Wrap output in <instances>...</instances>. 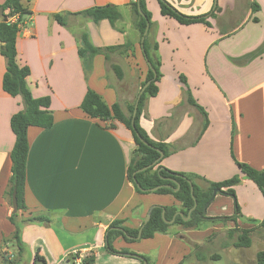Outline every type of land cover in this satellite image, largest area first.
<instances>
[{"label":"crops","instance_id":"1","mask_svg":"<svg viewBox=\"0 0 264 264\" xmlns=\"http://www.w3.org/2000/svg\"><path fill=\"white\" fill-rule=\"evenodd\" d=\"M167 1L187 16L210 14L216 5L219 11L208 18L211 27L182 25L161 14L158 0H146L152 14L147 37L150 45L158 44L152 57L161 62L162 78L157 96L146 100L140 123L152 140L167 144L171 151L161 165L192 174L203 190L210 183L243 176L237 161L264 169V0ZM132 2L24 0L32 14L17 40L19 62L31 70L28 86L33 95L51 98L55 122L49 129L28 130L27 211H20L17 218L23 226L19 247L10 220L16 213L9 195L15 145L10 122L24 105L20 96L12 97L3 89L7 63L0 52V264L5 257L17 264L13 246L18 247L22 264H43L42 259L46 264H71L70 257L77 253L79 260L93 254L95 264H142L135 257L106 252L109 225L124 220L125 226L138 229L153 206L181 208L172 195L137 193L128 179L137 147L132 132L118 121L110 128L80 108L89 88L126 113L136 103L149 65L134 25ZM107 5L121 12L114 25L79 14ZM56 15L63 17L64 24ZM84 36L98 48L132 43L134 52L111 54L109 61L97 55L88 71L79 55ZM113 65L120 67L122 79ZM187 88L207 114L206 129L203 112L188 102ZM234 190L241 209L238 228L260 229L263 194L244 177ZM234 212V199L216 194L206 215L221 218ZM33 216L48 217L50 223H24ZM235 227L232 221L205 222L199 229L172 225L168 233L152 239L134 243L118 239L115 248L146 256L152 264H204L209 258L200 251L207 240ZM194 244L200 245L201 260L193 253ZM220 245L231 249L226 242ZM233 248L246 256L248 248ZM37 256L42 259L37 261Z\"/></svg>","mask_w":264,"mask_h":264},{"label":"trees","instance_id":"2","mask_svg":"<svg viewBox=\"0 0 264 264\" xmlns=\"http://www.w3.org/2000/svg\"><path fill=\"white\" fill-rule=\"evenodd\" d=\"M161 14L166 17H171L177 20L182 25H191L195 23H202L211 27L208 21L209 17H213L215 12L219 11L218 5L210 14L203 16H187L176 9L167 0H158ZM135 16L134 25L139 32L141 41L146 31L147 25L152 26V14L148 10L146 0H140L141 13L139 11L138 0H133L130 4ZM257 6L252 5V9L257 11ZM31 11L24 4V0H5L0 6V52L5 58L7 67L3 77V89L12 97L20 96L23 100L24 109L11 118V129L15 135V145L11 153V178L9 195L12 201L14 192L17 194L18 211L13 213L10 217L11 222L16 227L14 239L19 247L22 245L21 233L23 226L18 223L17 218L19 212L27 211L25 203V188L27 179V160L29 156V141L28 130L30 127L40 129H49L54 125V115L51 109V98L49 96L36 98L28 86V78L31 75V70L28 66L22 65L19 62V53L17 50V40L26 24V19L31 16ZM80 15L91 18L94 22L99 23L103 20L109 21L114 25L122 18L118 7L114 5H107L95 7L85 10ZM17 20L12 21V18ZM55 18L64 24V19L61 15H56ZM84 45L79 48V55L83 60L85 68L90 71L92 68L93 59L97 55H103L106 61L110 60L111 54H127L134 52V45L127 43L119 46H110L98 48L91 45L87 36L83 37ZM143 54L148 63V73L146 80L142 83L143 88L149 81L152 83L147 87L145 93L139 101L138 112L135 117V124L133 126L132 120L134 118L135 103L128 107L127 113L123 111L119 104L109 106L103 97L92 89H88L87 93L81 103L80 108L91 119H98L102 122L108 123L110 128L114 127L113 122L118 121L124 124L133 134L136 143V149L133 152L131 162L128 168V179L135 187L139 194H160L172 195L181 203V208L177 207H163L153 206L151 211L150 221L143 227L141 238L138 239L140 228L132 229L124 225V220L113 221L106 231L105 250L111 255H127L141 260L142 264H150V260L146 256H141L135 253H130L126 250H117L115 242L118 239H123L127 243H134L141 240L152 239L156 234H166L172 225H181L188 229H199L205 222L218 223L232 221L236 227L228 231V236L233 238L235 233H239L237 240L233 242V247L237 249L250 248L252 245V233L255 229H239L237 221L241 218V209L237 201L236 192L234 188L240 184L242 178L252 181L261 191L264 196V169L256 170L251 166L236 162L241 174L236 175L228 180L219 183H210L206 190L201 189L193 180L192 174L175 172L169 170L161 165L163 159L170 155L167 144L162 142H155L151 139L146 130L141 126L140 120L145 111V103L147 98L157 96L159 92L158 83L162 78L161 62L158 58L152 57V51H158V44L150 45L148 37L143 43ZM113 70L116 72L119 79H122L123 74L119 66L113 65ZM156 74V75H155ZM183 85L187 86V81L184 76L180 77ZM188 102L196 106L203 112L205 117L204 129L208 126L207 114L202 107L197 105L193 99L190 89L187 88ZM164 156L161 158V153ZM156 163L155 166H152ZM150 167L149 169L138 172L139 170ZM176 181L177 183H174ZM191 181L194 186V197L192 196ZM166 185H171L173 188H168ZM178 185L180 187H178ZM158 188L156 191H153ZM217 194H224L232 197L235 203L234 215L221 218H208L204 211L207 205L209 206L214 199V192ZM195 200L198 203L197 208L191 213L189 220H184L189 215V212L195 205ZM183 213L181 217L178 213ZM165 213V217H163ZM175 218L173 224L167 223ZM24 223H50V219L44 216H33L24 220ZM264 232V219L259 222V226ZM200 245L194 244L193 253L200 256L198 250ZM80 257L77 253L70 257V263L76 264V260ZM42 258H36L40 261ZM4 264H14V261H8L7 257L3 259ZM43 264L46 262L42 259ZM82 264H95L96 258L93 254L83 256L81 258ZM257 264H264V250L257 253Z\"/></svg>","mask_w":264,"mask_h":264},{"label":"rangeland","instance_id":"3","mask_svg":"<svg viewBox=\"0 0 264 264\" xmlns=\"http://www.w3.org/2000/svg\"><path fill=\"white\" fill-rule=\"evenodd\" d=\"M103 56V55H99ZM106 61V60H105ZM92 62V68L93 69ZM223 207H227L226 204H223ZM146 219V218H145ZM239 233H235L234 237L231 238L228 236V233L225 232L223 234L212 235L206 242L205 248L203 251H200V255L207 256L209 259L204 264H243L249 262L250 264H257V253L259 251L264 250V232L261 229H255L252 233V245L246 251V256L244 257L240 254L239 251L233 248V242L237 240V236ZM221 242H226L229 250L223 249L221 247ZM245 249V248H242ZM12 251L15 253L17 264H22L21 255L19 253L18 247L13 246ZM127 251V250H126ZM199 254V253H198ZM216 256H220V260H216ZM150 264L151 261H150ZM248 264V263H246Z\"/></svg>","mask_w":264,"mask_h":264},{"label":"water","instance_id":"4","mask_svg":"<svg viewBox=\"0 0 264 264\" xmlns=\"http://www.w3.org/2000/svg\"><path fill=\"white\" fill-rule=\"evenodd\" d=\"M138 5H139V11H140V13H141L140 0H138ZM149 29H150V25L148 24V25H147V28H146V31H145V33H144V36L142 37V41H141L142 46H143V43H144V41H145V39H146V36L148 35ZM155 75H156V74H155ZM152 81H153V80L149 81V82H148V83H147V84H146V85L140 90V92H139V94H138V97H137V100H136V103H135V107H134V114H133L134 118H133V120H132L133 126H134V124H135V117H136V114H137V112H138V108H139V101H140L142 95L145 93V90L147 89V87L152 83ZM159 152L161 153V158H163L164 153L161 152V151H159ZM155 165H156V163H154L152 166H155ZM152 166H149V167L143 168V169L139 170L138 172L145 171V170L149 169V168L152 167ZM173 182H174V183H177L176 181H173ZM188 182H189L190 185H191L192 196L194 197V186H193V184H192L191 181H188ZM166 187L171 188V189L173 188V186H171V185H166ZM178 187H180V186L178 185ZM157 189H158V188H155L153 191H156ZM216 194H217V191L214 192V197L216 196ZM12 203H13V211H14V212H17V211H18V200H17V194H16V192H14V194H13V197H12ZM197 206H198V203H197V201L195 200V205H194V207H193L192 210L189 212L188 217H187V218H184V220L187 221V220L190 219L191 213L197 208ZM207 208H208V205H207V207H206L205 210H204L205 212H207ZM151 211H152V208L150 209V211H149V213H148L146 219L144 220V223H143V225H142V227H141V229H140V232H139L138 239L141 238L143 227H144V226L150 221V219H151ZM178 214H179L181 217H184L183 213L180 212V213H178ZM163 217H165V213H163ZM174 222H175V218H173L172 221H167V223H169V224H173ZM125 256H127V255H125ZM145 264H146V262H145Z\"/></svg>","mask_w":264,"mask_h":264},{"label":"built area","instance_id":"5","mask_svg":"<svg viewBox=\"0 0 264 264\" xmlns=\"http://www.w3.org/2000/svg\"><path fill=\"white\" fill-rule=\"evenodd\" d=\"M80 258H78V261L76 260V264H82L81 260H79ZM78 262V263H77Z\"/></svg>","mask_w":264,"mask_h":264}]
</instances>
